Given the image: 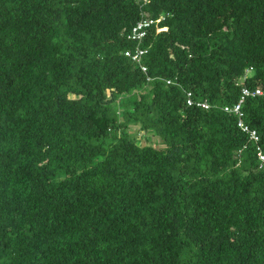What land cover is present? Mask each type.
Segmentation results:
<instances>
[{"label":"trees","instance_id":"16d2710c","mask_svg":"<svg viewBox=\"0 0 264 264\" xmlns=\"http://www.w3.org/2000/svg\"><path fill=\"white\" fill-rule=\"evenodd\" d=\"M244 86L264 0H0V264H264V94L257 140L223 110Z\"/></svg>","mask_w":264,"mask_h":264},{"label":"built area","instance_id":"2783aa9c","mask_svg":"<svg viewBox=\"0 0 264 264\" xmlns=\"http://www.w3.org/2000/svg\"><path fill=\"white\" fill-rule=\"evenodd\" d=\"M146 1V0H143ZM164 19V15H159L156 18L143 16L140 20H138L135 25L132 26L130 33L127 34V39L136 42L135 46L133 48V51L131 49H126L124 51V55L130 57L133 61L138 62L140 58L146 53V49L142 48L141 41L144 38L147 29L153 25L156 24ZM144 71L146 68L144 66L141 67ZM247 72V71H246ZM247 75H244V79ZM264 91L261 88H255L250 89L248 87H242L241 89V97L235 103L233 106H223V110L229 113H234L237 117L236 125L237 127L243 131L247 132L252 140H257L258 136L255 132V130L251 129L248 124L245 123L243 120V112L241 110V105L247 96H255V95H263ZM192 93L190 91L186 92V104L189 106H198L201 108H209L210 104L206 100H193L192 99ZM257 155L260 159V161H264V155L258 151Z\"/></svg>","mask_w":264,"mask_h":264},{"label":"rangeland","instance_id":"374dc122","mask_svg":"<svg viewBox=\"0 0 264 264\" xmlns=\"http://www.w3.org/2000/svg\"><path fill=\"white\" fill-rule=\"evenodd\" d=\"M129 132H131L134 136H136V138H140L141 139V140H139L140 144L147 143V142H145V137L142 136V132L139 131V126L138 125L130 126ZM156 140H158L156 137H154L153 135H150L148 142L152 143V144H154L156 146H160L161 143L159 142V140L158 141H156ZM154 142H156V143H154Z\"/></svg>","mask_w":264,"mask_h":264},{"label":"clouds","instance_id":"9594fccd","mask_svg":"<svg viewBox=\"0 0 264 264\" xmlns=\"http://www.w3.org/2000/svg\"><path fill=\"white\" fill-rule=\"evenodd\" d=\"M142 48H143V47H142ZM145 49H146V48H145ZM147 51H148V50L146 49V53H147ZM123 53H124V52H123ZM146 53H145V54H146ZM145 54H144V55H145ZM126 57H128V56H126ZM129 58H130V57H129ZM138 65H139V67H140L141 70H142V68H141L142 66H144V67L146 68V66L143 65V64H141V63H138ZM250 69H251V68H250ZM144 71H146V69H145Z\"/></svg>","mask_w":264,"mask_h":264}]
</instances>
